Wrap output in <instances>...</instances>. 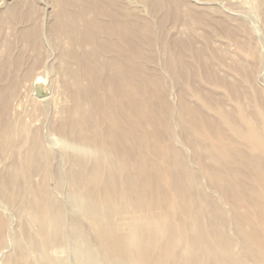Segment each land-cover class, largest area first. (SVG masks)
Returning a JSON list of instances; mask_svg holds the SVG:
<instances>
[{
    "label": "bare ground",
    "instance_id": "1",
    "mask_svg": "<svg viewBox=\"0 0 264 264\" xmlns=\"http://www.w3.org/2000/svg\"><path fill=\"white\" fill-rule=\"evenodd\" d=\"M38 1L15 0L0 12V24L15 17V55L8 58L15 67L28 60L25 54L29 48L43 50L52 45L60 49L59 72L64 77L71 103L50 123L53 130L67 139L72 150L64 153L66 169L63 164L53 169L54 153L47 147L44 137H34L28 129L33 142L23 157L25 161L34 162L31 173L40 170L45 162L50 161V166L45 167L46 173L33 191L25 187L31 200L26 203L28 217L23 240L20 239L16 249L7 240L10 221L0 214V249H10L7 264H46L50 259H54L52 264H64V203L56 195V190L64 184L71 187L76 199L91 201L83 209L94 216L89 224L97 226L98 241L93 242L82 230L79 232L87 242L85 256L89 261L85 264H100V256L120 264L121 249L127 251L126 258L152 260L151 264H241L236 253L234 257L232 239L221 231L219 223L211 222L209 230L205 226V215L211 218L219 215L223 227L226 217L221 207L213 202V197L205 193L204 185L197 186L193 169L186 166L184 154L173 143L174 133L170 126L174 115L170 118V113L174 114L175 110L172 111L167 98L158 64L170 67L172 75L178 77L180 65L202 63L209 56L225 62L230 59L239 63L256 62L260 55L247 24L224 14L215 7L217 5L208 11L190 0H52L54 10L46 29L48 36L44 31L45 38L38 21L41 13ZM260 4L264 5V0ZM199 27L204 31L202 44L197 35ZM216 42L227 45L224 53L214 49ZM233 45L238 55L231 50ZM211 52L215 55L211 56ZM41 59L36 55L29 64L36 66ZM31 73L29 70L28 74ZM13 76L17 86L22 76L1 67V79ZM45 81L43 76L35 79L32 92L35 94L37 86L44 91ZM46 94L38 97L44 99ZM191 120L196 122L197 118L191 116ZM6 124H0L1 131L6 135L12 133L15 140V128ZM186 130L184 140L194 145L198 153L195 156L203 153L205 142L194 130L191 133ZM232 151L222 152L223 160H228ZM259 155L241 153L237 164L242 176L254 174L258 183L252 186L248 185L249 180L237 183L232 180L234 175L238 176L233 163L225 160L223 163L229 166L221 170L222 165L218 166L217 160L209 164L204 163L206 159L202 161L208 182L218 188L233 209L249 203L253 205L257 230H242L237 235L250 259H255L256 253L248 244L250 240L264 250V241L260 240L264 233V195L261 191L264 190V156ZM9 170L4 175L0 197L15 206L17 192L24 187H19L22 184L18 183L15 168ZM31 173L27 174L28 185L33 179ZM53 177L54 191L50 187ZM246 188L255 190L254 195L245 191ZM202 192L204 199L199 196ZM233 192L238 193L237 198L232 196ZM103 209L114 212L110 219H103ZM128 210L132 214L131 224L126 227L122 220ZM115 212H121L118 216L122 219L115 217ZM32 228L39 235L33 234ZM243 231L244 234L248 232L246 237ZM158 237L164 239L162 243L154 241ZM55 244L58 254L49 257L45 248ZM220 244L222 246H218Z\"/></svg>",
    "mask_w": 264,
    "mask_h": 264
},
{
    "label": "rangeland",
    "instance_id": "2",
    "mask_svg": "<svg viewBox=\"0 0 264 264\" xmlns=\"http://www.w3.org/2000/svg\"><path fill=\"white\" fill-rule=\"evenodd\" d=\"M190 1L195 6L201 9H207L208 11L212 9L210 7L217 5L215 7L222 10L224 14L232 15L245 22L254 38L260 58L256 62L250 64L249 61L239 63L232 61V59L227 62L224 60H214L209 56L208 59L202 63H195L192 66L186 64L180 65L179 69H181V73L178 77L172 75L170 67H164L163 64H158V70L162 74V79H164L167 88V98L172 105V111L175 110L174 114L173 112L172 114L170 113V118L174 115V120H172V125L170 126L174 133L173 143L177 148L181 149L184 154V159L187 161V163H185L186 166L188 167L189 165V167L193 169V174H195L197 178L196 181L194 177V185L195 181L197 186L204 185L205 193L207 195L209 194L210 198L213 197V199H211L214 200L213 202L216 205H219V208L221 207L220 209L226 217V225L223 227L224 222L223 219H220L219 215L212 214L213 219L211 216L205 215L204 223L208 230L211 222H218L221 231L232 239L235 246H233L230 240L234 251L232 252L234 257L235 253L240 257L236 255V258L240 259L239 261L241 264H264V250L260 246L256 245L253 240L249 241V246L255 249L254 251L256 252L254 254L255 259H250V256L246 255V249L243 248V241L237 240V235H240L242 230H257V219L254 215L253 205L249 203L246 206H240L238 210L233 209L232 204L223 194L221 195L218 188L210 181L208 182L209 177H207L208 174L204 172L202 163L205 159L207 161H204V163H213L217 160L218 162L216 164H219L218 166L221 164V170H225L226 166L229 165L223 163L226 160H223V154H225V151L228 152L230 149H233L231 154L228 155L231 156L229 158L230 160H226L229 162L228 164H230V162L233 163L231 165H234V170L238 171V176L234 175L232 180L235 183L242 179L249 180V186L258 183L255 180L254 174L242 176V174L239 173L241 172V170H239L241 168L237 164H239L238 160H240L241 153L244 154L247 152L251 154L254 152L260 154L259 156H264V5L260 4L261 0ZM14 2L15 0H0V12L7 9L9 5H12ZM38 3L41 8L38 21L41 26L43 37L47 38L48 30L46 29H48L49 22L52 19L54 5L52 0H39ZM13 17L11 18L12 20L3 21L2 24H0V69L1 67H6L11 73L13 72V75H15V72L17 75H21L22 79L21 82L17 84V87L14 83V76L9 79H1L0 77V87L2 86L0 89V124H2V122L4 124L9 123L8 125H12L11 127H13V129L15 128L17 133L14 140L12 133L6 135L4 131H1L2 125H0V134L3 132L1 135L2 139H0V187L3 183L4 175L10 172L9 169L15 168V171L18 172V183L22 184L19 185V187L24 188L17 192L18 197L15 206L9 204L6 201L7 199L5 200L0 197V214L4 215V218L10 221L7 240L12 243L13 246H11L16 249L21 242L20 239L22 238L23 240L22 232L24 231V227H26L28 217L25 211L28 206L26 203L31 200L30 195H27L25 191V187L29 191H33V187L41 183L46 173L45 167L50 166V161L45 162L40 170L31 173L34 169V162L25 161L23 157L29 144L31 145L33 142L30 131L33 132L34 137L38 135L44 137L47 147L54 153L55 159H52L53 169L55 166H61L62 164L66 169V156L64 153L71 151L72 146H70L67 139L62 138L57 131L51 128V123L59 118L60 113L71 103L70 97L65 90L64 77L59 72L60 49L58 50V48L52 45H47L43 50L33 51L32 48L31 50L29 48L27 52L24 50L28 60H24L22 62L23 64L15 67V63L8 59L11 57L9 55H15V17ZM198 30L199 32L197 35L200 38L199 43L202 44L204 31L200 27ZM44 31L47 33V36ZM233 46L231 50L234 52L238 51L236 50L237 47H235V45ZM226 47V44L222 45L220 42H216L214 49L222 54ZM18 49L19 48H16V50ZM17 53H19V51H16V54ZM234 54H237V52ZM34 55L43 58L36 66L34 64H29L35 57ZM210 55L214 56L215 53L211 52ZM28 65L31 68L28 67ZM160 69H162V71ZM29 70L32 72L30 75L28 74ZM41 76L46 79L44 85L46 89L43 91V95L46 93L50 94H46L47 99L38 97L37 89L35 90V94L32 92L35 79ZM191 116H194V118L196 117L197 121L193 122ZM182 121H184V124ZM178 123L182 124L179 125ZM22 126H25L26 129ZM183 126L185 129H183ZM186 129L190 130L188 133L194 130L196 136L199 134L197 137L205 142L204 145L207 151L205 150L203 153L195 156L198 153L193 147L194 145L190 143V141L184 140V130ZM12 143L13 145L10 146ZM222 152L224 153L222 154ZM151 154L154 155L153 152ZM217 157L220 160L217 159ZM196 158L199 160H196ZM15 164H18V166H15ZM30 173L33 179L30 180V184L28 185L27 181L29 176L27 174ZM54 185L55 177L51 179L50 183L52 190L55 188ZM196 190H198L197 187ZM56 191L58 193L55 194L57 196L59 195L58 197L61 198L64 203L63 214L65 217L66 249L62 252L63 263L82 264L81 262H83V264H85L86 260L89 261V257L85 256L87 242L79 236L81 230L86 232L87 237L93 239V242L97 243L98 241L96 237L98 232L97 226L89 224L93 222L92 219L94 216L83 209L86 207L88 201L90 204L91 201L86 198L76 199L68 184H64L60 190L57 189ZM245 191L250 192L251 195H254L255 192V190H247V188ZM261 191L264 195V190ZM234 195H236L237 198L238 193L233 192L232 196ZM199 196L200 198L203 196L204 199L205 195L202 192V195L200 194ZM13 200L15 201V195ZM209 207L211 208V205ZM130 210H128V214L122 220L126 227L131 224L130 217L132 214H130ZM113 213L114 212L104 211L101 214L103 219L108 220ZM115 213V217L119 214L121 215V212ZM118 219L122 218L118 216ZM76 221L79 222L78 225L75 224ZM76 227L80 229L78 230ZM32 231L33 234L39 235L36 229L32 228ZM244 231L242 235L246 237L249 231L247 233L245 232V234ZM163 240V238L158 237L154 241L156 243H162ZM260 240L264 241V233L260 236ZM218 246H222V244ZM41 247L44 248L46 246ZM56 247L55 244L54 247L48 246L47 249L45 248L47 254L49 252V257H54L58 254L55 250ZM94 247H96V245ZM84 251L85 253L83 254ZM9 253V248H5L4 250L0 249V264H7V260L10 257L8 256ZM125 256H128L127 251L121 249L120 264L152 263V260H131ZM53 260L54 259H50V261L47 260L46 264H52ZM110 260L105 256H100L99 262L100 264H117L114 260Z\"/></svg>",
    "mask_w": 264,
    "mask_h": 264
},
{
    "label": "water",
    "instance_id": "3",
    "mask_svg": "<svg viewBox=\"0 0 264 264\" xmlns=\"http://www.w3.org/2000/svg\"><path fill=\"white\" fill-rule=\"evenodd\" d=\"M37 94L39 96L43 95V90L40 87H38V86H37Z\"/></svg>",
    "mask_w": 264,
    "mask_h": 264
}]
</instances>
